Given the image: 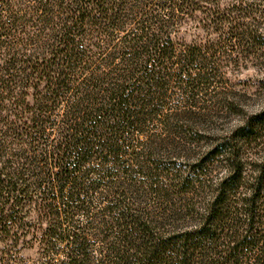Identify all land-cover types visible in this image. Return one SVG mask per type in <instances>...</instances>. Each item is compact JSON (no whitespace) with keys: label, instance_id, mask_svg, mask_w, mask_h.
<instances>
[{"label":"trees","instance_id":"1","mask_svg":"<svg viewBox=\"0 0 264 264\" xmlns=\"http://www.w3.org/2000/svg\"><path fill=\"white\" fill-rule=\"evenodd\" d=\"M263 23L264 0H0V264H264V108L204 127Z\"/></svg>","mask_w":264,"mask_h":264},{"label":"rangeland","instance_id":"2","mask_svg":"<svg viewBox=\"0 0 264 264\" xmlns=\"http://www.w3.org/2000/svg\"><path fill=\"white\" fill-rule=\"evenodd\" d=\"M264 29V23L262 24ZM187 36V39H190ZM230 48L229 46L220 47L218 50ZM264 51L263 48L261 52ZM221 66V75L224 78H217L218 83H214L215 87L218 85L220 92L224 95L230 96L238 103L237 111H220L214 112L213 119L208 125H205L211 135L223 136L228 134L237 125H240L245 117L257 113L264 108V59H246L240 61L237 65H232L223 59V62L218 65ZM213 85V86H214ZM201 91L199 94V101L209 98V94ZM177 96V95H176ZM176 98V97H175ZM206 101V100H205ZM141 139V138H140ZM132 145H138L137 137H133ZM256 157L264 156V130L256 141L255 146L251 150ZM33 250H25L23 256L25 258L33 257Z\"/></svg>","mask_w":264,"mask_h":264}]
</instances>
